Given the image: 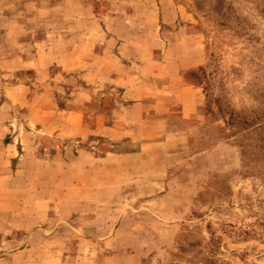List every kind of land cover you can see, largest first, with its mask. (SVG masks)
<instances>
[{
    "label": "rangeland",
    "instance_id": "1",
    "mask_svg": "<svg viewBox=\"0 0 264 264\" xmlns=\"http://www.w3.org/2000/svg\"><path fill=\"white\" fill-rule=\"evenodd\" d=\"M0 264H264V0H0Z\"/></svg>",
    "mask_w": 264,
    "mask_h": 264
}]
</instances>
